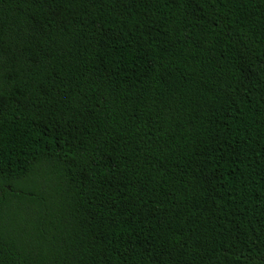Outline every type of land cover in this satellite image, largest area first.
<instances>
[{
  "label": "trees",
  "instance_id": "16d2710c",
  "mask_svg": "<svg viewBox=\"0 0 264 264\" xmlns=\"http://www.w3.org/2000/svg\"><path fill=\"white\" fill-rule=\"evenodd\" d=\"M0 264H264V0H0Z\"/></svg>",
  "mask_w": 264,
  "mask_h": 264
}]
</instances>
